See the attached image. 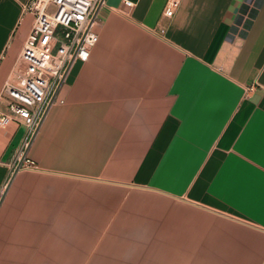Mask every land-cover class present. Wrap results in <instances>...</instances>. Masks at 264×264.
<instances>
[{"label": "crops", "instance_id": "0c3cea01", "mask_svg": "<svg viewBox=\"0 0 264 264\" xmlns=\"http://www.w3.org/2000/svg\"><path fill=\"white\" fill-rule=\"evenodd\" d=\"M0 0V264H264V0H107L26 157Z\"/></svg>", "mask_w": 264, "mask_h": 264}, {"label": "built area", "instance_id": "2783aa9c", "mask_svg": "<svg viewBox=\"0 0 264 264\" xmlns=\"http://www.w3.org/2000/svg\"><path fill=\"white\" fill-rule=\"evenodd\" d=\"M107 0H27L23 13H31L34 22L21 61L24 72L8 83L9 111L28 128V139L17 154L25 167L34 166L26 157L29 141L37 133L49 107L63 102L60 90L76 61L86 62L99 40L96 27L100 9ZM181 0H169L165 14L172 16ZM132 6L131 0L125 1ZM10 119L1 114L0 124Z\"/></svg>", "mask_w": 264, "mask_h": 264}]
</instances>
